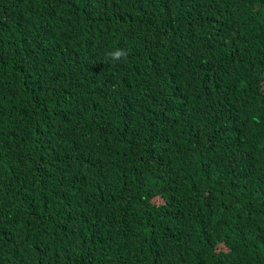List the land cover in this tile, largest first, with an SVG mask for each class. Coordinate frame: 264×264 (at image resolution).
Wrapping results in <instances>:
<instances>
[{
	"label": "trees",
	"instance_id": "trees-1",
	"mask_svg": "<svg viewBox=\"0 0 264 264\" xmlns=\"http://www.w3.org/2000/svg\"><path fill=\"white\" fill-rule=\"evenodd\" d=\"M0 264H264V0H0Z\"/></svg>",
	"mask_w": 264,
	"mask_h": 264
},
{
	"label": "clouds",
	"instance_id": "clouds-1",
	"mask_svg": "<svg viewBox=\"0 0 264 264\" xmlns=\"http://www.w3.org/2000/svg\"><path fill=\"white\" fill-rule=\"evenodd\" d=\"M107 57L113 62H120L126 60L128 57V51L123 48H117L111 52L106 53Z\"/></svg>",
	"mask_w": 264,
	"mask_h": 264
}]
</instances>
